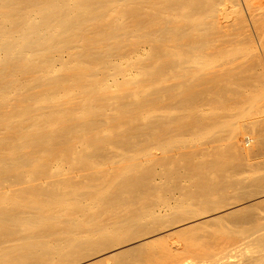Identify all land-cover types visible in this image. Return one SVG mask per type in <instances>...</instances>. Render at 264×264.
Returning a JSON list of instances; mask_svg holds the SVG:
<instances>
[{
	"label": "bare ground",
	"instance_id": "obj_1",
	"mask_svg": "<svg viewBox=\"0 0 264 264\" xmlns=\"http://www.w3.org/2000/svg\"><path fill=\"white\" fill-rule=\"evenodd\" d=\"M240 1L0 0V264H264Z\"/></svg>",
	"mask_w": 264,
	"mask_h": 264
},
{
	"label": "rangeland",
	"instance_id": "obj_2",
	"mask_svg": "<svg viewBox=\"0 0 264 264\" xmlns=\"http://www.w3.org/2000/svg\"><path fill=\"white\" fill-rule=\"evenodd\" d=\"M262 3H264V0H255L254 2H251V3H247L245 1L244 2L240 1L237 8L244 15L256 14V13L260 12L259 7L262 5ZM245 133H247V132L242 131L240 133V134H242V136L240 138L242 140L241 145L246 146L249 144V142L245 138Z\"/></svg>",
	"mask_w": 264,
	"mask_h": 264
}]
</instances>
